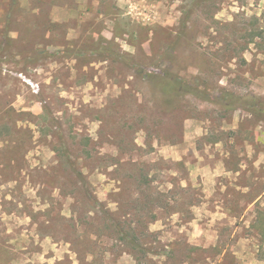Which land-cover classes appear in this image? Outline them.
Instances as JSON below:
<instances>
[{
    "label": "rangeland",
    "instance_id": "1",
    "mask_svg": "<svg viewBox=\"0 0 264 264\" xmlns=\"http://www.w3.org/2000/svg\"><path fill=\"white\" fill-rule=\"evenodd\" d=\"M263 78L264 0H0V264H264Z\"/></svg>",
    "mask_w": 264,
    "mask_h": 264
},
{
    "label": "trees",
    "instance_id": "2",
    "mask_svg": "<svg viewBox=\"0 0 264 264\" xmlns=\"http://www.w3.org/2000/svg\"><path fill=\"white\" fill-rule=\"evenodd\" d=\"M145 78L147 79V82H154V79H156L157 77L153 76L152 74H148L147 76H145ZM165 82L163 83V91H161V94L166 96L167 103L168 105H172L176 99V96L181 94V89L183 88L182 83L176 79L175 77H168L165 76ZM190 88L194 89L195 85L190 83L187 84ZM187 88V87H185ZM187 95H194V91L191 90L188 92ZM65 149V148H64ZM64 160V162L67 164V166L70 169V177H71V182L73 184V186L75 188H77V186H80L82 189L80 190L82 192V196H84V199L86 200V202L90 203V204H94L96 206V208L99 209V214L102 215V221L105 230L108 231H112V233L118 238V240L122 243L125 244L127 247L131 248V252L133 253V255L136 258L142 257L144 260H146L149 256L152 257H167V259H175V255L174 253L176 252V250H170L169 252L164 251L162 252H154V250L150 249L147 246L141 245L139 243V239L137 236V230L135 231L134 229H125V226L127 225V222H122V219L125 218H118L116 214L111 213L104 204L99 203L96 199H94L91 195V193L89 192V185L87 183V178L86 176L81 172V170L78 169L75 159L70 155V153H68L66 150H63L62 156H61ZM183 191H186L185 188H182ZM163 196V195H162ZM166 198V197H165ZM167 209L169 208L168 206H170L168 203L165 204ZM193 205V204H192ZM193 206H196L195 204ZM98 212L94 210L90 212V214L92 215H96ZM126 216H128V214H125ZM125 216V217H126ZM96 217V216H95ZM153 221H157L156 217H154L152 219ZM80 220H78L77 222H79ZM125 221V220H124ZM140 223V220H139ZM129 231V232H128ZM138 261V259H136Z\"/></svg>",
    "mask_w": 264,
    "mask_h": 264
},
{
    "label": "crops",
    "instance_id": "3",
    "mask_svg": "<svg viewBox=\"0 0 264 264\" xmlns=\"http://www.w3.org/2000/svg\"><path fill=\"white\" fill-rule=\"evenodd\" d=\"M259 80H261V82H259V83H261V85H263L264 84V78L259 79ZM33 109H36V108H33ZM27 111H32V109L28 108ZM181 148L182 147H180V146L178 147L179 150ZM219 169H220L219 166L215 167V168H210V170L206 169V167H201L199 175L201 176V179L203 180V184L207 185V187H208V183L214 182V187L217 188L219 179L223 175L228 174L225 169H223L222 172H220Z\"/></svg>",
    "mask_w": 264,
    "mask_h": 264
}]
</instances>
